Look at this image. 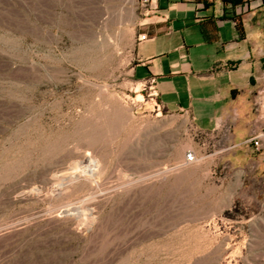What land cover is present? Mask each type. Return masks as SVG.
I'll return each instance as SVG.
<instances>
[{
  "label": "rangeland",
  "instance_id": "obj_1",
  "mask_svg": "<svg viewBox=\"0 0 264 264\" xmlns=\"http://www.w3.org/2000/svg\"><path fill=\"white\" fill-rule=\"evenodd\" d=\"M152 16L0 0V264H264V153L135 77Z\"/></svg>",
  "mask_w": 264,
  "mask_h": 264
},
{
  "label": "crops",
  "instance_id": "obj_2",
  "mask_svg": "<svg viewBox=\"0 0 264 264\" xmlns=\"http://www.w3.org/2000/svg\"><path fill=\"white\" fill-rule=\"evenodd\" d=\"M152 2L150 23H137L135 77L155 79L162 106L198 131L252 149L264 129V0Z\"/></svg>",
  "mask_w": 264,
  "mask_h": 264
},
{
  "label": "built area",
  "instance_id": "obj_3",
  "mask_svg": "<svg viewBox=\"0 0 264 264\" xmlns=\"http://www.w3.org/2000/svg\"><path fill=\"white\" fill-rule=\"evenodd\" d=\"M143 3H145V4L149 3L150 4V9L152 11L156 10V7L153 8V6H152L153 5L152 0H143ZM141 38L145 39L146 36H142ZM149 84L151 86V89H154L153 95L158 96L157 92H156V89H155L156 80L155 79H150L149 80ZM245 143L247 145H249L252 149H254L256 152L263 153L264 152V129L254 133L252 136H250L247 139V141ZM195 158H196V156L193 153H191V152L187 155L188 161H194Z\"/></svg>",
  "mask_w": 264,
  "mask_h": 264
},
{
  "label": "bare ground",
  "instance_id": "obj_4",
  "mask_svg": "<svg viewBox=\"0 0 264 264\" xmlns=\"http://www.w3.org/2000/svg\"><path fill=\"white\" fill-rule=\"evenodd\" d=\"M131 2H132V0H131Z\"/></svg>",
  "mask_w": 264,
  "mask_h": 264
}]
</instances>
